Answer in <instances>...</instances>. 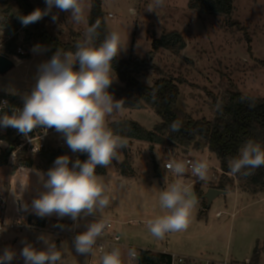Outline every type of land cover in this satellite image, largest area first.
<instances>
[{
    "label": "rangeland",
    "instance_id": "1",
    "mask_svg": "<svg viewBox=\"0 0 264 264\" xmlns=\"http://www.w3.org/2000/svg\"><path fill=\"white\" fill-rule=\"evenodd\" d=\"M100 1L108 30H118L125 41V49L119 53L118 59H147L152 51L153 39H159L163 33L178 31L182 34L186 49L181 55L160 51L152 61L153 70L141 77L140 81L151 87L161 77L183 80L184 83L179 85L177 108L192 119L213 121L216 117L215 101L236 90L243 95L264 99V0H234V15L230 18L192 11L188 7L189 0H167V6L159 10V15L146 11L149 0ZM130 7L135 8V15L129 13ZM108 13L112 17H108ZM53 14H58L55 23L51 19ZM69 15L54 7L52 13L43 17L40 23L62 43L71 44L75 35H79L77 41L83 38L84 26L72 24L68 21ZM0 22H3L1 15ZM29 56L11 58L13 67L0 74V94L22 96L31 90L38 66L48 58L45 51L34 53L31 50ZM113 76L115 79L111 85L120 87L115 72ZM109 119L110 123L132 121L147 131H152L162 122L149 106L125 109L123 115ZM3 133V129H0V134ZM57 134L52 136V147H60V140L65 147V140ZM0 146L2 161L1 157L8 146L4 142ZM78 154L73 153L72 160ZM37 155L33 157L35 164L32 168L19 165L26 159H21L16 165H8L7 162V165L0 167V224L17 226L23 221L27 224L23 229H3L0 254L6 247L11 248L16 252L11 264H24L20 257L24 247L22 242L43 248L44 245L37 238L44 234L58 248L62 247L64 264H100L95 252L91 256L79 254L73 244L74 237L85 231L87 225L98 216H88L74 222L68 217L60 219L53 215L45 217V229L28 226V218L37 216L31 212V202L44 190L38 173H47L42 167L43 160ZM170 155L177 159L207 155L215 161L208 182H194L189 175L185 176L186 182L193 183V190L200 188L205 194L220 182L222 171L219 160L207 148H181L169 141L151 147L148 143L127 140V147L120 150V160L113 161L103 176L110 183L111 195L115 197L105 210V218L114 223L122 242L139 252L146 250L186 258L204 256L243 263L252 258L256 250L264 257V189L255 190L247 186L246 181L230 175L234 185L227 188V195L216 197L211 204L203 198L198 199L186 231L166 234L162 240L151 236L146 222L163 214L158 194L174 179L164 168ZM125 156L129 166L126 165V175H123L119 167L125 161ZM153 161L159 166L160 179L155 177ZM121 182L123 188L120 187ZM22 203L29 206V211L21 210ZM218 212L221 213L220 217L216 215ZM59 225L65 227L58 228Z\"/></svg>",
    "mask_w": 264,
    "mask_h": 264
},
{
    "label": "clouds",
    "instance_id": "2",
    "mask_svg": "<svg viewBox=\"0 0 264 264\" xmlns=\"http://www.w3.org/2000/svg\"><path fill=\"white\" fill-rule=\"evenodd\" d=\"M47 7L37 8L18 19L22 26L40 21L59 11L70 13L68 21L83 25V38L75 43V50L58 48L50 60L41 63L35 77V84L29 92L22 95V107H12L9 112L2 111L0 129L13 128L25 137L34 129H55L65 140L73 153H87V160L76 159L69 167L70 157L59 156L54 166L46 174L38 173L43 191L31 202V212L40 218L53 215L62 219L68 217L78 221L88 216L98 219L87 225L85 231L77 234L73 244L77 253L94 255L98 242L106 235L109 221L105 210L115 199L112 188L104 177L97 174V166L109 168L113 161L120 160V150L127 147L126 137L109 126L110 119L125 112V102L116 100L108 89L113 83V61L125 49V41L118 30L107 31L100 40V21L88 24L91 0H45ZM167 6V0H149L146 11L156 12ZM135 8L129 13L135 15ZM55 23L58 14L51 16ZM99 41V42H98ZM40 45L33 47L34 53L46 51ZM217 109L222 110L218 102ZM115 122V121H113ZM181 121H173L171 132H178ZM215 161L207 155H197L190 159H177L169 156L164 164L166 172L174 177L171 183L158 194L162 215L147 220V229L152 237L164 239L166 234L186 231L191 223L192 213L198 203L193 183L186 182L190 175L206 183L211 179ZM264 167V146L249 139L238 149V154L228 160V175L250 176L254 170ZM46 175V179L44 176ZM166 179V177H165ZM120 187L124 184L121 182ZM22 211H29L27 204H21ZM64 228V225H59ZM43 248L24 243L20 251L24 264H64L62 247L47 235L37 238ZM100 264H124L121 249L113 247L110 251L101 248ZM16 252L5 248L0 254V264H11ZM130 264L136 261L138 253L130 248L127 251Z\"/></svg>",
    "mask_w": 264,
    "mask_h": 264
},
{
    "label": "trees",
    "instance_id": "3",
    "mask_svg": "<svg viewBox=\"0 0 264 264\" xmlns=\"http://www.w3.org/2000/svg\"><path fill=\"white\" fill-rule=\"evenodd\" d=\"M45 0H0V15L3 22H0L1 28H6L15 33L18 28H23V41L33 46L40 45L46 48L45 55L48 60L58 48L65 50H75V43L79 35H75L74 41L70 43H62L58 38L52 36L42 26L40 21L32 23L28 26H22L18 16L27 15L37 8H46ZM188 7L192 11L220 15L230 18L234 11V0H189ZM99 20L100 32L99 39L102 40L108 30L106 24V15L102 10L100 0H92L91 11L88 16V24L91 25ZM99 42V41H98ZM17 36L5 46L3 54L6 57L16 56ZM186 49V42L181 33L178 31L163 33L159 39H153L152 51L148 54V58L126 59L121 60L116 57L113 61V70L121 83L120 87H109L108 91L113 94L117 100L125 102V109H141L146 106L151 107L161 118L152 131H147L140 127L138 123L132 121H118L110 123L109 126L117 131L120 135L126 137L127 140H136L148 143L151 147L156 145H164L169 141L170 144L181 148L192 147L195 150L207 148L209 152L216 155L219 160L220 169L223 172L220 182L215 185V189L228 191L227 188L233 186L232 180L228 175V160L238 154V149L243 143L252 139L264 146V99H259L240 92L234 91L228 93L226 97L219 101H215L216 117L213 121L194 120L187 114L182 113L177 108V102L180 95L179 85L184 83L183 80L161 77L153 86L144 85L140 78L147 75L153 70L152 61L160 51H167L176 56L181 55ZM20 58H29V55L19 56ZM7 101V107L2 111L9 112L12 107H22V99L19 96L0 94V103L2 100ZM218 102L222 105V110L217 109ZM3 112H0L2 115ZM181 121L182 126L178 132H171L170 125L173 121ZM35 130V129H34ZM34 130L28 135H32ZM4 133L0 134V141L7 144V150L2 155L0 165L6 164V155L8 151L15 147L22 134L13 128L3 129ZM125 149V148H124ZM62 155L70 157V164L74 162L73 152L66 145L65 147H48L39 153L38 157L43 160L42 167L47 172L54 166L55 160ZM87 153H79L76 159L82 162L87 160ZM45 162V163H44ZM32 160L24 162V166L31 167ZM126 165H128L126 156L125 161L120 164L119 170L126 175ZM129 166V165H128ZM155 177L160 179L161 173L158 164L153 161ZM97 174L104 176L106 169L101 166L96 168ZM235 178L246 181V185L253 189H264V167L254 170L250 176L238 175ZM197 199L204 196L200 188L194 189ZM204 199V198H203ZM206 202V200L204 199ZM207 204V203H206ZM30 226L45 229L47 220L37 216L28 218ZM61 228V227H60ZM259 252L256 250L252 260L258 263ZM171 256L169 254L157 253L140 250L137 264H170Z\"/></svg>",
    "mask_w": 264,
    "mask_h": 264
},
{
    "label": "built area",
    "instance_id": "4",
    "mask_svg": "<svg viewBox=\"0 0 264 264\" xmlns=\"http://www.w3.org/2000/svg\"><path fill=\"white\" fill-rule=\"evenodd\" d=\"M108 17H112L111 14L108 13ZM14 36H17V50H16V56H26L30 55L31 50L33 49V44H26L23 41V28H18L15 33H12L11 30L6 28H0V54L4 55L3 52L5 50V46L8 44L10 40L14 38ZM5 56V55H4ZM7 107V101L2 100L0 103V110H3ZM51 137V131L50 129H47L46 134L45 130L43 128H36L34 130V133L32 135H28V137L23 136L20 138L18 144L15 147H12V151H8L6 155V162H8L9 165H16L21 159H26L31 157V155H37L43 150H46L48 147H52V140ZM64 139V138H62ZM59 146L63 147L64 143L60 140ZM185 159H190V157H187ZM223 175V172H221ZM190 176V175H189ZM191 177V176H190ZM191 179H195L191 177ZM217 180V178H215ZM197 182H200L197 180ZM221 214H218L220 216ZM11 229H15V226H11ZM3 229H5L4 226L0 225V234L3 232ZM121 234L118 233L114 223L109 221V227L107 229L106 235L103 237L101 241L98 242V245L95 249V255L97 258H101L102 251L101 248L104 250L110 251L113 247H119L124 253L123 256V262L124 264L130 263L129 258L127 257V251L130 249L127 247L126 244H124L121 240ZM135 249V248H133ZM138 253V256L140 254L139 250L135 249ZM171 256V255H170ZM138 259V258H137ZM170 264H255L253 260L247 259L243 263H235L231 261H221L217 262L214 260L204 259V258H186V257H177V256H171L170 258Z\"/></svg>",
    "mask_w": 264,
    "mask_h": 264
},
{
    "label": "crops",
    "instance_id": "5",
    "mask_svg": "<svg viewBox=\"0 0 264 264\" xmlns=\"http://www.w3.org/2000/svg\"><path fill=\"white\" fill-rule=\"evenodd\" d=\"M18 56H12V57H9V59L11 60V58H17ZM30 58V57H29ZM17 59H19V58H17ZM10 95H14V96H19V97H22V96H20V95H16V94H10ZM50 131H51V137H50V139L52 140V136L55 134V133H57L56 131H55V129H50ZM58 136H59V138H61V134L60 133H58L57 134ZM63 138V137H62ZM2 144V141H0V145ZM0 148H1V146H0ZM34 156H36V155H31V157H29V158H26V161L27 160H32L33 161V164H32V166L31 167H27V166H24V163H20L19 165L20 166H24V167H27V168H32L33 167V165L35 164V158H33ZM77 156V155H76ZM75 156V157H76ZM37 157H38V155H37ZM76 160V158L73 160V161H75ZM7 163V162H6ZM7 165V164H6ZM9 165V164H8ZM0 167H1V165H0ZM15 168H16V166H15ZM228 193V192H227ZM227 195V194H226ZM1 199V198H0ZM218 214H221L220 212H218L216 215H217V217H220V216H218ZM0 225H2V226H4V227H7V228H9V227H11V226H5L4 224H0ZM28 226H30V225H28ZM15 227H20L21 229H23V228H25V227H27V224L26 223H24V221L22 222V224L21 225H17V226H15ZM30 227H33V226H30ZM33 228H36V227H33ZM58 228H60V227H58ZM41 230V229H40ZM259 256H258V258H259V261H258V263L257 264H264V257H263V255H261L260 253L258 254ZM195 257V256H194ZM194 257H188V258H194ZM195 258H204V259H209V260H214V261H217V262H221V261H224V260H215V259H213V258H208V257H204V256H200V257H195ZM252 259V258H251ZM226 260V259H225ZM226 261H231V262H235V263H239V262H237V261H235V260H226ZM15 263V262H14Z\"/></svg>",
    "mask_w": 264,
    "mask_h": 264
},
{
    "label": "water",
    "instance_id": "6",
    "mask_svg": "<svg viewBox=\"0 0 264 264\" xmlns=\"http://www.w3.org/2000/svg\"><path fill=\"white\" fill-rule=\"evenodd\" d=\"M13 67L12 61L0 54V74H4L5 72L9 71ZM13 148H11L10 151H12ZM226 191H221L215 188H210L203 196V198L208 202V204H211L213 200H215L216 197L220 195H226Z\"/></svg>",
    "mask_w": 264,
    "mask_h": 264
}]
</instances>
